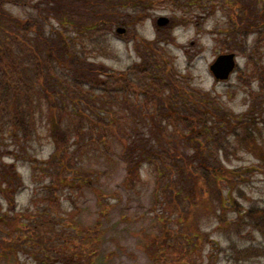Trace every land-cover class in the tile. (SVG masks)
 Segmentation results:
<instances>
[{"label":"trees","instance_id":"16d2710c","mask_svg":"<svg viewBox=\"0 0 264 264\" xmlns=\"http://www.w3.org/2000/svg\"><path fill=\"white\" fill-rule=\"evenodd\" d=\"M164 1L181 14L216 6L213 13L226 19L222 47L230 52H247L236 48L235 41L245 45L252 36L248 56L252 79L261 88L254 93L249 87L248 97L255 101L264 95L262 58L253 60L264 43V0H0V142L18 135L31 141L36 133L33 108L40 110L43 104L53 146L46 160L30 158L31 175L50 181L42 189L45 202L34 210H17L24 181L0 161V198L6 205L0 211V258L9 256L20 264L21 252L31 264H91L99 224L75 225L58 209L66 192L87 189L104 216L94 173L83 170L78 160L81 153L95 154L116 140L125 164L124 188L134 189L144 170L154 179L148 213L157 228L143 246L153 264H217L220 255L227 264L264 262V207L244 208L232 198L235 178L243 174L225 165V150L235 142L259 152L254 116H236L215 96L187 88L168 61L171 41L165 37L150 42L137 36L133 47L139 62L124 71L97 62L109 58L105 42L114 29L140 25ZM5 6L32 7L36 16L18 19ZM209 10H203L204 16ZM96 95L108 98L102 114L91 112L93 101H87ZM113 109L129 110L130 124L110 118ZM255 109L253 104L251 111ZM200 214L213 218L225 248L200 227Z\"/></svg>","mask_w":264,"mask_h":264},{"label":"rangeland","instance_id":"374dc122","mask_svg":"<svg viewBox=\"0 0 264 264\" xmlns=\"http://www.w3.org/2000/svg\"><path fill=\"white\" fill-rule=\"evenodd\" d=\"M192 7H195V4H192ZM193 9L194 12L189 10V13L186 10L183 15L173 11L167 1L162 2L140 25L134 27L121 25L114 29L113 34L108 35L105 42L109 58L102 56L97 62L111 70L124 71L139 62L133 47L137 36L150 42L158 36L169 39L171 44L165 45L168 61L173 71L181 74L182 82H185L187 88L193 92L200 91L215 96L236 116H254L252 130L255 142L260 148L259 152L253 149L248 151L242 144L235 142V145L225 150L227 155L225 165L231 170H240L243 174L242 179L235 178L232 198L244 208L264 207V95L259 94L255 101L248 97L249 87L254 93H258L261 88L259 83L252 79L254 69L248 56L255 40L253 41V37L249 36L244 45L243 40L236 39L235 47L244 48L247 52L244 51L242 54L236 51L230 52L222 47L224 41L221 30L225 28L226 19L219 11L213 13L216 6L201 7L203 10L212 9L208 11L209 14H213L211 16L208 13L204 16L206 12L201 9ZM4 10L18 19H30L36 16L32 7L5 6ZM159 17L167 18L168 25L157 28L155 22ZM123 20L127 21V19ZM119 28L124 29L122 35L116 33ZM139 51L142 53L141 49ZM227 53L235 54L236 70L229 80L218 82L209 72V66L217 56ZM253 54V60L258 62L262 58L264 65V43H260ZM97 96L93 100L89 97L87 101L90 103L93 101L91 112L102 114L106 112L102 109V105L108 98L104 95L99 98ZM252 102L256 105V109L251 111ZM109 113L112 114L110 118H116L123 126L131 122L129 110L125 112L113 109ZM33 117L36 133L33 134L31 141L23 139V135H18L16 139H4L0 142V161L14 167L24 181L23 187L16 196L17 210L20 211L34 210L41 206L45 202L43 197H47L44 196L42 189L50 182L42 175L37 174L36 177L31 175L30 158L44 161L53 151L44 121L43 104L40 110L33 108ZM99 118L106 117L99 116ZM121 133L123 134V131ZM231 140L234 143L235 140ZM84 142L85 138L80 140L81 145ZM121 149V145L116 140H111L105 149H97L95 154L81 153V161L77 159L83 170L94 173L93 188L103 196L104 208H106L104 216L100 215L101 208L95 194L87 189L82 190L81 193L66 192L62 196V207L58 210L66 211L65 214L75 225L92 228L99 224L100 237L99 242L93 247L91 264H153L146 256L143 246L146 238L149 235L153 236L157 228L148 213L152 206L154 179L144 170L141 182L134 189L124 188L122 183L125 178V164L120 158ZM5 209L6 205L0 198V211ZM198 218L200 227L225 248V241L215 230L216 224L213 218L207 219L202 214L198 215ZM247 239L248 244L252 243L249 238ZM257 241L260 239L258 238ZM19 255H21L20 264H31L21 252ZM85 259V263L90 260L87 254ZM225 260L223 255L216 258V261H219L217 264H227ZM0 264H15V259L3 255ZM242 264H264V262L252 260Z\"/></svg>","mask_w":264,"mask_h":264},{"label":"water","instance_id":"95a60500","mask_svg":"<svg viewBox=\"0 0 264 264\" xmlns=\"http://www.w3.org/2000/svg\"><path fill=\"white\" fill-rule=\"evenodd\" d=\"M168 23L169 20L165 17H159L156 20V25L158 27H165ZM116 33L121 35L124 33V29L119 28L116 30ZM235 67L236 62L234 54H221L217 56L209 66V72L216 81L224 82L233 74Z\"/></svg>","mask_w":264,"mask_h":264}]
</instances>
